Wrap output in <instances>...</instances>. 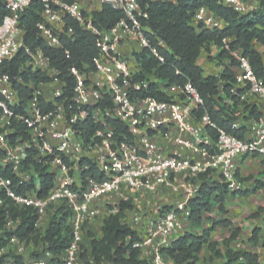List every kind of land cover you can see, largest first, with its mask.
Here are the masks:
<instances>
[{
	"label": "built area",
	"instance_id": "built-area-1",
	"mask_svg": "<svg viewBox=\"0 0 264 264\" xmlns=\"http://www.w3.org/2000/svg\"><path fill=\"white\" fill-rule=\"evenodd\" d=\"M34 1L43 4L37 30L38 37L47 47H62V35L69 36L71 33L64 32L66 18L76 21L81 29L95 38L97 57L93 60L92 72L100 77L102 83L89 84L83 72L74 68L69 71L76 84L72 98L76 111L71 112L69 117L63 102L56 101L61 97L62 89H56L48 102L36 89L39 84L34 83L29 85V89L33 90L30 99L20 108L18 92L12 79L3 71L4 66L22 52L26 58L22 71L29 70L32 74L42 72L52 79L56 75L41 50L31 52L23 45L19 16ZM96 1L101 8L106 6L121 12L123 19L111 29L104 30L95 24L92 16L97 11H85L76 2L2 0L8 15L0 25V208L11 202L18 209L32 210L38 217L35 226L39 230L44 218L64 206L69 212L73 235L71 244L56 257L44 251L38 257L23 261V264H77L89 223L101 215L102 209L105 212V208L94 203L102 199L109 202L114 195L122 196L124 191L156 193L180 178V184L186 190V200L182 204H176L165 212L161 210L152 221L144 223L142 215L131 219L133 224H141L133 247L148 249L147 264H174L161 251L189 227L188 201L195 197L201 177L225 184L229 194L240 193L239 160L253 157L264 164V121L253 119L249 138H240L235 134L241 131L238 121H231L230 132H227L211 122L207 113H203L204 100L190 81L182 85L168 84L157 76L154 69L138 78L140 64L135 62L133 67L123 58L118 52L121 45L132 44L136 53L148 50L160 65L165 63L164 57L146 36L152 33L140 21L146 18V14L141 11L137 0ZM221 2L239 15L252 11L244 0ZM190 25L197 31L204 29L210 32L226 27V23L206 7L193 11ZM229 43L230 39L224 38L217 49L228 51ZM156 45L166 48L161 40H157ZM231 55L236 61V72L228 99L241 106L244 104V112L247 113L249 100L264 102V81L255 75L247 57L237 51ZM14 80L17 85H23L20 77ZM149 87H155L169 100L133 96ZM104 95L110 100L111 107L89 111L103 100ZM38 96L55 109L43 113ZM86 117L103 127L94 135L97 143L86 145L79 130L75 129V125ZM114 121L126 128L129 140L115 139V129L109 123ZM208 130L215 133L214 140ZM158 135L170 138L174 150L167 152L156 147L154 137ZM31 152L34 153L35 164L47 168V163L51 161L60 166V175L50 173L47 168L54 178L53 187L45 197L38 196L39 173L33 165H26V158ZM90 164L99 172L102 181L92 176L83 177ZM4 173L8 177L3 176ZM24 184L32 185V188L19 192ZM127 200L126 197L121 198V202ZM119 204L108 203L111 206L106 210L108 216L118 213ZM4 222L3 230H15L17 221L13 222L6 216ZM121 222L128 226L125 218ZM7 239L10 243L23 245L16 236L11 235ZM5 248L6 243L0 247V255ZM17 251L18 254L8 256L3 264H15L13 257L22 256L21 247Z\"/></svg>",
	"mask_w": 264,
	"mask_h": 264
},
{
	"label": "trees",
	"instance_id": "trees-1",
	"mask_svg": "<svg viewBox=\"0 0 264 264\" xmlns=\"http://www.w3.org/2000/svg\"><path fill=\"white\" fill-rule=\"evenodd\" d=\"M142 12L146 18L140 19L143 26L147 27L152 35L147 34V38L155 46L165 63L160 65L158 61L144 50L134 55L136 63L140 64L141 72L138 78L144 73L154 69L157 76L164 79L168 84H180L190 81L198 90L204 100L205 106L203 113H207L211 122L217 127L230 132V123L233 121L227 112L230 108H225L223 98L230 96V88L235 82L233 71L230 67L236 65V61L231 55L233 52H240L249 59L255 75L264 81V65L260 54L256 51L255 45H264V0H254L257 2V8L247 14L239 15L231 8L222 4L221 0H137ZM247 2L248 0H244ZM67 2H71L68 1ZM206 7L217 17L226 23V27L221 31L210 32L207 30L197 31L190 25V19L195 9ZM43 4L39 1L32 2L25 8L19 16V26L23 31V45L34 52L39 49L42 55L48 60L49 67L56 72L52 79L42 72L30 73L29 70L22 71L25 67V56L19 52L12 61L4 66L3 71L12 79L13 87L18 92L20 108L30 99L33 90L29 89L30 83L46 84L52 80H58L64 84L62 95L56 99L57 103L64 105V111L69 114L75 112L72 98L75 92V80L69 71L74 68L83 73H89L94 70L93 60L97 57L95 38L89 32L81 29L78 23L71 18L65 19L64 32L70 31L69 36L62 35L61 48L52 49L47 47L38 37L37 24L41 21ZM8 15V11L3 7L0 0V25L3 19ZM95 24H98L104 30L111 29L121 19V12L112 10L103 6L99 11L93 12ZM229 38V50H221L217 57V65L223 64V61L229 63L222 66L217 76L204 75L202 68L197 64V60L203 50L214 45L221 46V40ZM165 44V49L156 45L157 40ZM67 52V54H66ZM179 72L180 74H177ZM20 77L23 85H17L15 78ZM219 85H222L219 87ZM137 97H153L157 100L168 101L163 93L155 87H149L146 91L134 94ZM43 113L50 112L55 107L44 102L42 97H37ZM235 102V100H232ZM111 107V102L106 95L103 100L92 109H104ZM251 119H258L259 115L254 109L247 112ZM115 129V139L117 141L123 138L129 140L130 135L126 128L119 122H109ZM81 133L86 145L98 142L94 139L97 131L103 127L94 124L86 117L82 122L75 125ZM213 140L215 133L208 130ZM241 137L240 133H235ZM34 153H29L26 158V165H33L39 173L38 196L45 197L53 187V175L47 172V168L42 164H35L33 161ZM3 176L8 174L4 173ZM83 177L92 176L97 181H102L101 175L95 167L90 164L89 169L84 172ZM261 187L255 183V188L250 192L239 193L247 196L253 194ZM32 188V185H22L19 192H25ZM228 194L225 184L218 181H208L201 177L199 189L192 199L188 201L190 210L189 223L191 229H198L197 232H185L176 240L172 241L170 246L162 249L161 253L171 259L174 264H197L200 254L206 250L210 259H221V264H259V257L256 253L245 250H233L230 244L237 239L240 234L238 228H232L227 219L213 220L205 218V214L211 211L213 203L217 204L218 213L221 216L227 215L224 208V198ZM129 208L127 203L119 204L118 213L104 218L102 223V237L100 239L90 238L91 256L95 264H147L145 259L141 258L140 251L133 247V243L138 240L136 232L121 222L124 212ZM170 207H164L162 212L168 211ZM262 209L252 215L257 217ZM8 216L13 222L17 221L16 228L12 232L3 230L5 217ZM38 217L28 208L18 209L11 202H7L0 208V230L4 238L11 235L16 236L21 242L26 244L40 245L42 251H47L56 257L60 255L72 242L73 235L69 225V212L60 206L50 217L46 226L40 231L36 229ZM207 221L208 227L203 228L202 223ZM217 227L229 229V235L217 243L211 240V234ZM261 231L254 228L249 238V243L253 247L259 244ZM86 236V235H85ZM0 241V247L4 246L5 240ZM219 245L225 250L221 253ZM264 246V245H263ZM41 254V253H40ZM40 254H33L32 257ZM7 259L6 255L0 256V264ZM15 264H23L20 257H13ZM85 264H90L85 263Z\"/></svg>",
	"mask_w": 264,
	"mask_h": 264
},
{
	"label": "crops",
	"instance_id": "crops-1",
	"mask_svg": "<svg viewBox=\"0 0 264 264\" xmlns=\"http://www.w3.org/2000/svg\"><path fill=\"white\" fill-rule=\"evenodd\" d=\"M246 3L252 10L256 9L258 5L254 0H248ZM100 9L101 7L99 6L98 9H95L94 11H99ZM130 47H132V44H123L118 48V52L123 58L127 59L128 62L132 64L133 62L135 63V60L134 57H132L128 53ZM255 49L260 54L264 65V45L256 44ZM197 64L202 68L204 72L205 68L202 66V64H199V58L197 60ZM228 64L229 63H227V61H223V64L219 65V68H217L218 71L214 75H210L217 76V74L221 70V67L227 66ZM43 65H46V63H43ZM230 70L233 71L234 74L236 72V65L234 67H230ZM204 75L208 76L209 74L204 73ZM84 78L85 80L90 81V84L100 85L102 83L100 77L94 72L84 73ZM56 82H58V85H55ZM63 87L64 84L62 82L55 80L46 84H39L36 89L40 92L44 91L51 95L54 88V90H56L62 89ZM41 95L46 101L50 102L45 98L44 94ZM222 100L223 104H225V108H230L227 114L231 118H233V121H238L241 125V131L238 132L241 134L240 138H249L251 124L254 120L249 118L248 114L244 112V104L241 106L239 105L240 103L231 102V100H229L227 97H224ZM248 103L249 105H246L245 111L249 112L251 109H254L255 112L259 115L258 119L264 121V102L258 99H252L249 100ZM154 143L156 147L161 150L167 152L174 150L173 141L167 136H155ZM238 175L242 185V191L240 193L252 191L255 188V183H259L261 187L253 194L247 196L241 195L239 193H228L224 198V208L228 212L227 215H219L217 204L213 203L211 206V211L209 213H206L204 217L213 220L227 219L231 223L232 228H238L240 230L239 236L230 244V247L233 250H245L256 253L259 257V264H264V164L260 161L259 158H241L238 162ZM181 182L182 181L180 180V178H177L170 187L161 189L156 193H145L143 191H124L122 196L114 195L108 203L111 205H117L121 201L122 197H126L128 199L127 202H129V205H131L133 208L131 211L126 210L124 212L123 218L128 221V227L138 234V232L141 231V224H133L131 222L133 216L142 215L143 222L145 223L146 221L154 220L158 216V212L162 207H172L176 204H182L186 200V190L185 186L180 184ZM259 208H261L262 211L258 214L257 217L253 218L252 215H254ZM108 213V211L104 212L102 209L101 215L96 219L91 220V222L89 223L88 229L86 231L88 233L94 232V238L100 239L102 237V223L104 218L108 216ZM144 223L142 224L143 226ZM208 225L209 223L207 221H204L202 223L203 228L208 227ZM254 228H257L261 231L259 244L257 247H253L248 241ZM98 229L100 232L96 234L95 231ZM195 231L197 232L198 229H196ZM228 235L229 229L217 227L211 234V240L217 243H221L222 240L228 237ZM86 242L89 243L90 238L87 237ZM219 249L221 250V253H223L225 250L222 245H219ZM139 251L141 258L146 260L148 257V249L142 248ZM201 258L202 257H199V261L197 264H221L222 262L221 259H210L209 254L206 255V259Z\"/></svg>",
	"mask_w": 264,
	"mask_h": 264
},
{
	"label": "rangeland",
	"instance_id": "rangeland-1",
	"mask_svg": "<svg viewBox=\"0 0 264 264\" xmlns=\"http://www.w3.org/2000/svg\"><path fill=\"white\" fill-rule=\"evenodd\" d=\"M71 2H76L79 5V7H81V9H83V8L86 9L85 11H94L95 9H98V7H99L96 0H71ZM217 48L218 47H216L214 45H210V46L207 47V50L205 49V50H203L201 52V54L199 56V64L200 65L202 64V66L205 68L204 73H207L209 75L210 74L211 75H214L218 71L217 68H219V66L217 65V63H218L217 57H218V54L220 53V51ZM128 53H129V55H131L132 57H134V55L136 54V52H135V49H134L133 46L130 47ZM131 65L134 67L135 63L133 62ZM87 83L90 84V81H88ZM55 85H58V82H56ZM54 89L53 90L51 89L52 90V93L55 91ZM40 93L41 94H44L45 98L48 99L49 101L52 100V94L50 95V94H48L47 92H44V91L43 92H40ZM47 168H48V171L50 173H54L55 175H60V172H59L60 166L57 163H52L51 161H49L47 163ZM119 203H121V201ZM94 204L96 206L99 205L100 207L105 208L104 209L105 211L106 210H109L111 208V206L108 205V201H106L104 199L99 200V201H97ZM127 204L129 205V202H127ZM164 207L167 208L168 206H164ZM164 207H162L160 209V211ZM132 208L133 207L131 205H129V208L127 210L131 211ZM259 209H261V208H259ZM50 217L51 216L46 217V218H44L41 221V226L39 228L40 231H42L43 230V227L46 226V224L48 223ZM2 231L3 230H0V241H1V239H3L2 241L5 240L4 239V235H2ZM5 231L8 232L9 230H6L5 229ZM99 232H100L99 229L95 231L96 234H98ZM186 232L195 233L196 231H194V229H191V227L189 226L188 228H186ZM90 233L91 232H89V233L87 232V237L92 234L90 237L94 238L93 237V236H95V234L93 235L94 232H92L91 234ZM87 237L85 236L84 245L81 246V249H80V252H79V257H78V263L77 264H85V263H88V262L90 264H95L92 261L90 242L89 243L86 242V238ZM7 240L8 239L6 238V242H5L6 243V248H5L4 252L1 253L0 256L6 255L8 257V256H12L13 253L18 254L17 249L19 247H21L22 251L20 252V254H22V256L20 258L22 259V261H26V260H31L30 259V256L31 255H33V254H40V253L43 252L42 251V247L40 245H33L31 243L30 244L23 243V245H16L14 243H10L9 240L8 241ZM208 254L209 253L206 250H203V252L200 254V257H202L201 259H206V255H208ZM40 255H38V256H40ZM38 256H35V257H38Z\"/></svg>",
	"mask_w": 264,
	"mask_h": 264
}]
</instances>
